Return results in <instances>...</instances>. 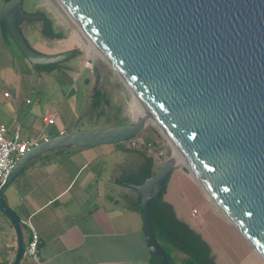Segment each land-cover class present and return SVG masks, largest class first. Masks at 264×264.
I'll return each mask as SVG.
<instances>
[{"label":"water","instance_id":"obj_1","mask_svg":"<svg viewBox=\"0 0 264 264\" xmlns=\"http://www.w3.org/2000/svg\"><path fill=\"white\" fill-rule=\"evenodd\" d=\"M144 108L137 121L49 136L20 155L0 189V212L16 235L11 264L22 259L21 221L3 193L26 166L48 153L120 144L140 135L153 118L186 161L208 197L264 261V0H56ZM22 0L0 9L10 39L32 67L60 64L73 51L45 54L26 42L19 24L44 20ZM94 86L100 80L91 68ZM170 156L141 183L148 251L168 264L150 227L149 201L166 188ZM178 245L185 247L182 242Z\"/></svg>","mask_w":264,"mask_h":264},{"label":"crops","instance_id":"obj_2","mask_svg":"<svg viewBox=\"0 0 264 264\" xmlns=\"http://www.w3.org/2000/svg\"><path fill=\"white\" fill-rule=\"evenodd\" d=\"M0 1L1 9L5 0ZM32 1V13L45 5L42 0ZM48 6L52 28L63 34L60 40L64 41L67 37L56 25L57 21L62 25L64 22L53 4ZM24 21L19 28L34 50L45 54L67 50L57 47L48 51L51 39ZM75 57H80L81 62L68 59L50 72L38 71L17 53L0 26V126L7 127V137L18 126L23 140L41 141L60 132L81 129L78 124L83 119L95 121L99 110L92 108L94 79L82 72L88 57L81 50ZM53 111L56 121L48 125L43 118ZM142 164L141 155L127 149L125 143L52 152L30 162L5 189L3 197L21 223L28 221L39 235L43 264H152L137 207L139 195L119 182L138 177ZM171 205L176 217L197 232ZM194 213L192 210L191 215ZM21 230L25 245L29 230L24 225ZM203 240L218 264L212 247ZM15 253L14 229L0 212V264H11ZM259 259L264 264L260 256ZM18 264L34 263L22 258Z\"/></svg>","mask_w":264,"mask_h":264},{"label":"rangeland","instance_id":"obj_3","mask_svg":"<svg viewBox=\"0 0 264 264\" xmlns=\"http://www.w3.org/2000/svg\"><path fill=\"white\" fill-rule=\"evenodd\" d=\"M41 2L45 5L41 6L40 12H43L49 19L52 17V14L47 11L49 10L47 7H49V3L53 4L55 13H58L64 24H59L57 20V22L55 20L54 22L57 23L58 27H61L64 35L67 37L64 41L60 39L48 40V51L54 50L57 47L58 50L64 49V47L67 50H81L82 54L87 55L92 65L98 69L100 80L96 88H99L109 101L107 106L99 109L100 112L96 114L95 123L92 121L88 123L83 119L78 124V127L81 129L93 128L95 126L100 128L109 127L113 124L133 122V115L130 110L133 97L130 88L114 72L99 51L91 44L86 35L66 14L56 0H42ZM33 3L34 1L32 0H22L23 11L29 14L32 13ZM23 23L30 25L34 28V31L41 30L42 27V22L38 20L24 21ZM55 30L58 31V28ZM59 45H62L61 48ZM17 53L21 54L18 49ZM69 60L81 62V58L75 56ZM82 72L90 80L94 79L90 69L83 68ZM152 122L150 121L138 136L143 139L148 137L155 143L157 147L155 152L159 154L158 158L162 162L160 165H162L173 155V146ZM160 165L154 167V170ZM162 199L173 204L178 216L188 221L201 234L200 236H203L210 244L218 264H263L259 256L251 250V246L249 247L241 234L231 224L226 222L222 212L208 197L187 167L179 161L176 162L168 177ZM192 210H195V213L191 215ZM171 256L176 259V264H179V259L184 257L175 248H171Z\"/></svg>","mask_w":264,"mask_h":264},{"label":"trees","instance_id":"obj_4","mask_svg":"<svg viewBox=\"0 0 264 264\" xmlns=\"http://www.w3.org/2000/svg\"><path fill=\"white\" fill-rule=\"evenodd\" d=\"M38 21L42 22V27L40 31L45 38L51 40L63 38V34L61 32L54 31V29L52 28V22L47 16H45L44 20L38 19ZM0 26L4 34L9 38L5 23L0 22ZM72 51L73 56L79 54L78 50ZM58 65L59 64H51L45 66H36L34 68L38 71L50 72L51 70L55 69ZM91 98L92 108L95 111L109 104V101L106 99L105 94L99 88H96L94 90ZM144 140L145 142L150 143L151 145L156 147L155 143L151 141L150 138L147 137ZM62 152H68V149L56 151L53 152V154H59ZM137 152L143 158V164L140 167L139 176L136 178L122 179L119 182L123 185L126 181H134L139 184L146 177L150 176L154 171L153 159L143 152ZM46 156H48V154L44 155L43 157ZM167 180L168 178L166 179V183ZM164 193L165 190L161 194L159 200L149 201V217L152 235L166 253V256L168 258V264H176V259L171 256V248H175V250L179 251L184 255L183 258L179 259V264H216L208 244L203 240L200 234L195 232L185 222L179 220L176 217L172 205L162 199ZM178 241L182 242L185 247L178 245ZM152 264H160L159 258L153 254Z\"/></svg>","mask_w":264,"mask_h":264},{"label":"built area","instance_id":"obj_5","mask_svg":"<svg viewBox=\"0 0 264 264\" xmlns=\"http://www.w3.org/2000/svg\"><path fill=\"white\" fill-rule=\"evenodd\" d=\"M84 67L91 69L93 67L91 60L88 58L84 62ZM7 96V94H5ZM56 121V113L53 111L49 115L43 118V122L48 125H53ZM7 127L5 125L0 126V189L5 182V179L13 167L16 159L25 153L28 148L35 145L38 141L23 140L20 136L19 127L15 126L10 131L9 137L6 136ZM59 134H63L60 132ZM127 149L139 151L145 153L151 157L154 162V167H157L162 162L158 158L159 154H156V148L150 143L139 136H136L129 141L125 142ZM160 153V152H159ZM161 154V153H160ZM29 230V237L24 245V251L22 254L23 259L32 261L34 264H43L39 255V243L40 238L37 232L33 229L28 221L21 223Z\"/></svg>","mask_w":264,"mask_h":264},{"label":"bare ground","instance_id":"obj_6","mask_svg":"<svg viewBox=\"0 0 264 264\" xmlns=\"http://www.w3.org/2000/svg\"><path fill=\"white\" fill-rule=\"evenodd\" d=\"M60 4V3H59ZM61 6V5H60ZM63 8V7H62ZM63 10H65L63 8ZM66 12V11H65ZM68 15V13H66ZM73 21V19H72ZM74 22V21H73ZM75 23V22H74ZM76 24V23H75ZM77 25V24H76ZM80 29V28H79ZM88 38V37H87ZM89 40V39H88ZM90 41V40H89ZM127 85V84H126ZM128 86V85H127ZM132 93V103H131V107L130 110L132 112L133 115V122L137 121L138 119H140L141 117L144 116L145 112H144V108L142 106V104L140 103V101L137 99V97L135 96V94L131 91ZM130 101V100H129ZM149 121H153L155 123V121L153 120V118H151ZM173 159L177 162H181L182 164H184L187 168H189L188 164L186 163V161L180 156V154L176 151L175 147H173V155H172Z\"/></svg>","mask_w":264,"mask_h":264}]
</instances>
